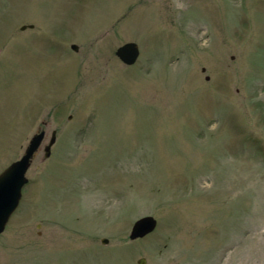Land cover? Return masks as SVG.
<instances>
[{"label": "rangeland", "instance_id": "374dc122", "mask_svg": "<svg viewBox=\"0 0 264 264\" xmlns=\"http://www.w3.org/2000/svg\"><path fill=\"white\" fill-rule=\"evenodd\" d=\"M39 128L0 264H264V0H0V171Z\"/></svg>", "mask_w": 264, "mask_h": 264}, {"label": "water", "instance_id": "95a60500", "mask_svg": "<svg viewBox=\"0 0 264 264\" xmlns=\"http://www.w3.org/2000/svg\"><path fill=\"white\" fill-rule=\"evenodd\" d=\"M26 27L32 28V25H22L20 26V30ZM70 48L76 50L77 47L71 44ZM114 54L121 63L131 65L138 56V48L134 42L127 41L117 46L114 50ZM203 70L204 68H201V71ZM205 79H207V76H205ZM41 140L42 131L34 133L29 138L20 157L10 162L0 171V233L18 204L21 196V188L27 181V178L24 176L25 171ZM53 140V135H51L48 143L43 147L44 157L48 156ZM155 224L156 221L151 215H142L136 218L130 226L128 239L133 240L143 237L154 229ZM106 241V238H101L102 243H106ZM136 263L144 264V258H138Z\"/></svg>", "mask_w": 264, "mask_h": 264}, {"label": "flooded vegetation", "instance_id": "af4514ba", "mask_svg": "<svg viewBox=\"0 0 264 264\" xmlns=\"http://www.w3.org/2000/svg\"><path fill=\"white\" fill-rule=\"evenodd\" d=\"M40 131H42V140H41V142H40V144L42 143V141H43V139H44V136H45V131H44V129L43 128H39L36 132H40ZM56 131H57V129H55V128H53L51 131H50V133H49V136H48V139H47V142L45 143V144H43V147L48 143V141H49V139H50V137H51V135H53V143L51 144V146L54 144V142H55V140H56V138H57V135H56ZM35 132V133H36ZM34 134V133H33ZM32 134V135H33ZM31 135V136H32ZM40 144H39V146H40ZM38 146V147H39ZM51 146H50V148H51ZM49 152H50V149H49ZM7 223V222H6ZM6 225V224H5ZM4 228H5V226H4ZM4 228H3V230H4ZM2 230V231H3Z\"/></svg>", "mask_w": 264, "mask_h": 264}]
</instances>
